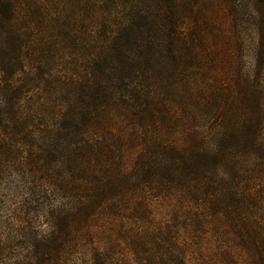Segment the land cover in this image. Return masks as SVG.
<instances>
[{"label":"trees","instance_id":"1","mask_svg":"<svg viewBox=\"0 0 264 264\" xmlns=\"http://www.w3.org/2000/svg\"><path fill=\"white\" fill-rule=\"evenodd\" d=\"M262 3L0 0V141L52 228L17 264H264Z\"/></svg>","mask_w":264,"mask_h":264},{"label":"rangeland","instance_id":"2","mask_svg":"<svg viewBox=\"0 0 264 264\" xmlns=\"http://www.w3.org/2000/svg\"><path fill=\"white\" fill-rule=\"evenodd\" d=\"M239 1L245 12H248L249 7H251L250 0ZM259 8L257 16L259 22L262 23L264 22V3L259 4ZM244 19L246 21H239L236 29L241 32L240 40L247 48L251 36L252 22L248 18ZM231 31L236 32L233 28H231ZM250 62L251 60L248 57L244 59L243 70L249 69ZM261 138H264V130ZM16 141L14 139V143ZM9 143L12 142L3 143L0 141V264H17L18 258H25L28 250H34L31 236L40 239L50 234L52 230L45 215L39 216L34 221L30 219L31 211L25 204L24 194L26 190L23 185L28 179L26 175H23L22 165L20 164V162H23L25 152L13 153L8 149ZM7 151H10V153L8 154ZM55 204H58V202H55ZM35 244H38V242ZM76 257L78 256L63 257L56 264H78V258Z\"/></svg>","mask_w":264,"mask_h":264}]
</instances>
